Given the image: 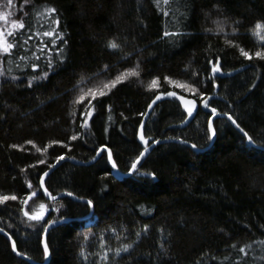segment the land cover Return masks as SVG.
Instances as JSON below:
<instances>
[{"label": "trees", "instance_id": "16d2710c", "mask_svg": "<svg viewBox=\"0 0 264 264\" xmlns=\"http://www.w3.org/2000/svg\"><path fill=\"white\" fill-rule=\"evenodd\" d=\"M0 14L16 45L0 51V196L17 197L0 203V227L20 253L43 264L46 226L69 219L47 233L46 264H264V59L255 56L264 52V0H0ZM56 17L60 39L43 35ZM12 20L25 28L14 31ZM217 63L230 75H214ZM137 64L139 77L103 87ZM156 77L159 86L149 88ZM89 89L107 94L91 107ZM170 91L199 104L186 126L188 110ZM210 108L253 143L218 117L210 144ZM159 139L204 150L160 143L127 177L115 175L102 150L94 163L64 160L45 178L51 196L80 200H50L40 187L60 157L87 162L106 147L126 174ZM25 211L46 216L31 220ZM0 264L34 263L0 232Z\"/></svg>", "mask_w": 264, "mask_h": 264}, {"label": "snow or ice", "instance_id": "6c2138e0", "mask_svg": "<svg viewBox=\"0 0 264 264\" xmlns=\"http://www.w3.org/2000/svg\"><path fill=\"white\" fill-rule=\"evenodd\" d=\"M165 3H168V0H164ZM12 3V0H8V4L11 5ZM57 9L53 6H48V7H45L44 9V12L48 13L49 15L53 14V13H56ZM37 15H40V13H37ZM0 20H7V17L4 15V14H0ZM12 28L13 30L15 31L17 28L18 29H23L25 28V23L23 21H17V20H12ZM55 24H56V28H54L53 30L51 31H47L45 33H43V35L45 36H49V37H52V36H56V39H60L63 37L64 33L60 32L58 34V36L56 35V32H57V29H58V26H59V17H56V20H55ZM257 27L259 28L260 25H257ZM220 31H223V27H220L219 29ZM233 31H236V29H233ZM40 33H37V35H39ZM9 36L13 35V32H9L8 33ZM165 35H170L169 33H165ZM172 35H179V33H175V34H172ZM30 39V37H29ZM56 39H53L52 40V43L55 44L56 43ZM25 43H27V41H25ZM229 44H231L232 42L231 41H228ZM110 48L112 49H119L120 48V45L117 44L116 41H111L109 42V45H108ZM16 47L15 43H12V42H9L6 38H5V34H4V31L2 29H0V51H2L3 53H10L11 50ZM240 52L243 56L251 59L252 56H251V53H249L248 51H245L243 48L240 49ZM255 56L258 57V58H261V59H264V52L262 51H258L255 53ZM22 58H26V57H22ZM37 59H39L37 57ZM61 59H63V56L61 55ZM32 67H38V65H35L33 64ZM48 67L51 68L52 67V62L49 61L48 62ZM212 71L215 73L217 71H219V65L218 63L216 65L213 66V69ZM42 76L43 77H47L48 76V72H43L42 73ZM130 76H135V77H139L140 76V71H139V64H137L134 68H130V69H127L125 70L124 72L120 73L119 75H117L114 79L108 81L107 83H105L103 85L104 88H106L108 91H111V88L112 87H115L116 84L122 82V80H126L128 79ZM32 79H39V77H36V76H33ZM159 77H156L154 78L151 83L148 85L149 88H153V87H158L159 86ZM165 79L168 80L169 83H174V84H178V86L180 87H186L190 92H199V89L195 87V85H186V84H180L178 81H173L170 77H166ZM84 82V78H82V81H81V84H83ZM80 91L81 92H84V88L83 86H81L80 88ZM89 93L91 94V99L88 100V105L91 106V107H94L91 105V101L92 100H95L97 98V96H103V95H106L107 93L103 90H94V89H89L88 90ZM161 95H164V93H162ZM166 95L168 96H175L176 93L175 92H167ZM203 95V94H201ZM86 99V96H80L78 98V100L76 101V103H83L84 100ZM160 99V95H157L155 97V100H153V103L156 102V100H159ZM180 99L184 102V105L185 107L187 108L188 110V114L191 115L192 114V111L193 109L195 108L196 106V101L195 100H186L184 97H180ZM149 107H151V105H149ZM204 107H209V104L208 102L205 100L204 101ZM216 109L215 108H212L211 109V113L212 114H215L216 113ZM86 115L87 116H91V110H86ZM227 115V114H226ZM229 120H232V117L229 115L228 116ZM233 123H235L234 120H232ZM84 125L86 126V121L84 122ZM209 129L212 131V136L214 137L216 135V132H215V129L212 128V124H211V121H209ZM237 127H239V125H237ZM244 135L247 137L248 139V142L249 143H253V138L251 136H249L247 133H244ZM142 140L144 139V136L143 134H141V137H140ZM72 139H76V136H73ZM28 143H32V141H29ZM12 147H17L16 145H13ZM193 148L196 147V145H192ZM141 156H143V153H141ZM60 159H63V157H60ZM108 159L109 160H112V153H111V150L109 149L108 150ZM112 166L115 168L117 165H116V162L114 160H112ZM132 169H136V163H133L132 164ZM48 173L45 172L44 173V176H47ZM155 174L153 173V176ZM41 184H43V179H41ZM45 192L51 196V193L48 192V189L45 188ZM33 196H35V193H32ZM68 195H72V193H68ZM9 199H12V200H16L17 197L16 196H11V197H8V196H0V203H3ZM52 199H55V197H52ZM22 203L24 204H27L28 203V200H23ZM88 204L91 205L92 204V201H88ZM40 208L43 209L45 208V205L41 204L40 205ZM25 216H29V219L31 220H42L43 219V216H44V213L43 212H39V213H36V212H33L31 215H29V213L27 211H25L24 213ZM12 247L13 249L15 250L16 248V243L15 241H13L12 243ZM248 247H250V245H248ZM124 251H127V247H125V249H123ZM121 250L120 249H117V254H119ZM240 251H244L243 248L240 249ZM44 254L45 256L48 255V246L47 244H45V247H44Z\"/></svg>", "mask_w": 264, "mask_h": 264}, {"label": "water", "instance_id": "95a60500", "mask_svg": "<svg viewBox=\"0 0 264 264\" xmlns=\"http://www.w3.org/2000/svg\"><path fill=\"white\" fill-rule=\"evenodd\" d=\"M213 74L214 75H218V76H221V77H226V76H228V75H230V73H223V72H221V71H217V72H213ZM170 92H175L176 93V95L175 96H171V97H174V98H176L178 101H179V103L182 105V106H184L185 107V105H184V102L180 99V97H184L186 100H195L194 98H192V97H188V96H185V95H182V94H180V93H178V92H176V91H170ZM196 101V100H195ZM198 108H199V104H198V102L196 101V106H195V108L193 109V111H192V114L191 115H188V117H187V119L185 120V122L182 124V126H186V125H188L194 118H195V116H196V113H197V111H198ZM211 109L212 108H210V109H208V111L211 113ZM228 114L226 115L225 113H220V112H217L216 111V113L215 114H212V117H211V119H210V121H211V124H212V128H214L213 127V121L216 119V118H218V117H225V118H227V119H229L228 118ZM232 120H234L233 118H232ZM232 120H229L231 123H232V125L235 127V129H237L240 133H242L243 135H244V131L240 128V127H237V123H236V121H235V123H233L232 122ZM210 134H211V143L210 144H212L213 142H214V139H215V136L213 137L212 136V131L210 130ZM245 136V135H244ZM168 141H178V142H181V143H184V144H186V145H188V146H190L191 148H193L192 147V145L193 144H191V143H189V142H187V141H183V140H174V139H159V140H156V141H153L152 143H150L144 150H143V156H141L140 155V157L138 158V160L135 162L136 163V168H137V164L142 160V159H144L146 156H148L149 154H150V152L152 151V149L155 147V146H157L158 144H160V143H164V142H168ZM194 150H200V151H203L204 149H198V148H193ZM102 150H106L107 151V153H108V150L109 149H107L106 147H103L100 151H99V153H98V155L95 157V158H93L92 160H90V161H87V162H85V161H77V160H72V159H62L61 161H59L58 163H56L54 166H52L50 169H48L46 172L48 173V175L62 162V161H64V160H71V161H73V162H75V163H78V164H80V165H89V164H91V163H94L96 160H97V158L99 157V155L101 154V152H102ZM110 162H111V164H112V160H109ZM136 171V169H131L128 173H126V174H124V173H121V172H119L118 171V169L115 167L114 168V173H115V175L117 176V177H127V176H130V175H132L134 172ZM47 175V176H48ZM47 176H44L43 175V177H42V179H43V184H41V182H40V187H41V189H42V191H43V193L45 194V196L48 198V199H50V200H56V199H60V198H62V197H65V196H70V197H72L73 199H75V200H80L79 198H77L76 196H74V195H68V193H65V192H62V193H59L58 195H55V196H49L46 192H45V178L47 177ZM52 197H55V199H52ZM85 202H87L88 203V200H84ZM93 207V206H92ZM93 214V209H92V211H91V213L87 216V217H84V218H82V219H85V218H88V217H90L91 215ZM46 215H44L43 216V218L45 217ZM69 219H62V220H59V221H54V222H50L47 226H46V229H45V232H44V236H43V247H45V244H46V236H47V233L53 228V227H55V226H57V225H59L60 223H62V222H65V221H68ZM0 232L2 233V234H4L8 239H9V241H10V243H11V245H12V243H13V241H14V239L12 238V236L6 231V230H4L3 228H1L0 227ZM13 248V247H12ZM13 251H14V253L15 254H17L18 256H20V257H22V258H24V259H26V260H29L30 262H32V263H34V264H38V263H36V262H34L33 260H31L29 257H27L26 255H24V254H22V253H20L18 250H17V248H15V250L13 249ZM48 260H49V251H48V255L45 257V262L43 263V264H46V263H48Z\"/></svg>", "mask_w": 264, "mask_h": 264}]
</instances>
